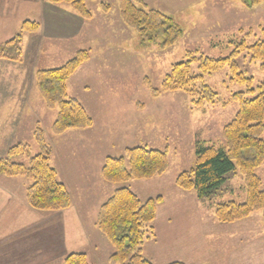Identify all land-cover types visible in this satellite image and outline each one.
Listing matches in <instances>:
<instances>
[{
  "label": "rangeland",
  "instance_id": "rangeland-1",
  "mask_svg": "<svg viewBox=\"0 0 264 264\" xmlns=\"http://www.w3.org/2000/svg\"><path fill=\"white\" fill-rule=\"evenodd\" d=\"M9 1L13 6L17 0ZM140 1L176 25L181 37L166 47L157 38L143 40L121 20L118 0H85L91 17L85 20L82 37L71 41L69 48L67 44H36L37 56L31 55L29 61L22 39L19 62L0 60V157L17 144L27 145L29 157L36 155L38 146L33 135L39 126L52 150L51 158L54 155L51 166L60 170L55 163L58 158L63 170L77 168L87 174L84 182L76 177L69 183L80 186V192L73 190L75 194L82 195V184L91 191L87 205L76 199L71 212L73 217L80 210L86 219L82 227L86 238L81 231H74L78 242L74 245L70 241L69 245L77 250L71 254H85L89 264L93 262L91 248H96L97 264H109L113 253L110 244L89 224L105 202L98 204L100 195L110 197L117 187L128 188L142 202L162 199L151 224L154 237L145 239L141 246L143 257L151 264H264L261 211L228 224L219 223L214 215L218 205L246 202L245 180L238 170L209 201H199L193 191L185 192L174 185L180 173L194 166L198 145L224 147L222 131L239 110L235 97L240 93L245 99L255 97L257 87L264 82L263 62L253 59L248 50L264 44V1L251 7L239 0ZM0 3L2 6L4 0ZM24 14L23 9L19 18L8 17L6 27H16ZM4 26L0 24V31ZM4 34L0 32V46L14 36ZM80 50L88 51L90 58L67 81V96L82 105L92 126L56 136L52 126L57 109L46 107L35 87V72L60 68ZM233 53L237 73L252 81L249 88L238 84L229 67H224L203 76L201 83L214 97L200 107L191 94L163 91L162 84L175 64L201 56L219 60ZM190 72L198 74L197 63L190 65ZM251 90L254 92L247 95ZM134 147L166 151V172L120 185L97 181V172L100 175L98 170L107 157H121L126 149ZM13 161L28 166L29 158ZM254 175L264 191V162Z\"/></svg>",
  "mask_w": 264,
  "mask_h": 264
},
{
  "label": "trees",
  "instance_id": "trees-1",
  "mask_svg": "<svg viewBox=\"0 0 264 264\" xmlns=\"http://www.w3.org/2000/svg\"><path fill=\"white\" fill-rule=\"evenodd\" d=\"M50 5H67L82 20L91 17L85 0H44ZM95 1V0H92ZM248 7L264 0H239ZM118 10L123 23L137 31L143 40L159 39L162 46H170L179 37V28L170 23L159 11L148 10L140 0H118ZM39 25L24 21L12 39L0 46V60L19 62L20 45L26 34L37 32ZM252 58L264 65V44L248 49ZM233 53L227 58L212 60L207 57L192 59L175 64L166 76L162 89L165 92L183 91L196 98L195 105L200 107L214 97L212 91L204 86V75L215 73L224 67L238 84L251 85V79L237 73L233 63ZM90 58L86 50L78 51L60 68L43 69L35 72V87L48 109H57L52 133L63 135L68 130L89 129L92 120L75 99L67 96V81L77 69ZM197 63L198 74L190 72V65ZM198 84V85H197ZM198 86V87H197ZM254 91H249L252 94ZM256 96L245 99L244 93L238 94L239 110L233 120L224 127L222 140L224 147L215 149L198 145L195 150V164L180 173L174 185L185 192L193 191L199 201H209L226 184L228 177L236 170L245 180L246 202L237 205L229 202L216 206L215 218L219 223L228 224L261 211L264 220V191L254 172L264 162V82L257 87ZM34 141L38 146L36 155L30 156L25 144H17L8 149L5 157H0V176L29 180L25 192L26 202L32 210L39 212L62 211L70 207L71 197L66 187L57 180L55 169L50 165L52 150L45 142L39 126L34 131ZM29 158L28 166L13 160ZM168 160L166 151L146 147L128 148L121 157H107L100 170L103 181L114 185L131 180H147L166 172ZM162 202L161 197L142 202L138 196L125 187H117L111 196L100 206L95 219V229L113 249L109 264H151L142 255L141 246L146 239L153 238L151 224L155 212ZM64 264H86L84 254H70ZM181 264V263H172Z\"/></svg>",
  "mask_w": 264,
  "mask_h": 264
},
{
  "label": "crops",
  "instance_id": "crops-1",
  "mask_svg": "<svg viewBox=\"0 0 264 264\" xmlns=\"http://www.w3.org/2000/svg\"><path fill=\"white\" fill-rule=\"evenodd\" d=\"M23 9L26 14L23 15L22 20L16 21V27H6L8 17L19 18ZM0 10V24L5 25L4 30L0 32L5 31L4 35H16L23 21L39 24L37 32L26 34L23 37L24 55L28 57L29 61L31 55L37 56L38 48L34 49L36 44L39 46L47 43L61 47L67 44L66 47L69 48L71 41L79 40L82 37L81 34L85 26V20L79 18L67 5H50L44 0H17L13 6L9 0H4V4L0 5ZM34 41L37 43H33ZM23 66L27 68V62H24ZM53 153H55L54 150ZM53 157L54 155H52L50 165H52ZM55 163L60 169L52 166L56 171L57 180L66 187L71 197L70 207L62 211L39 212L32 210L25 198L29 182L22 178L0 176V264H63L64 258L76 249L75 246L71 248L69 245L70 241L74 245L78 242L74 239V231H81L82 235L85 234L82 227L87 223L83 214L80 210L79 214L77 210V213L72 217L71 212L75 210L72 205L76 199L84 206L87 205L88 194L91 191H87L88 189L82 184V195H80V186L72 187L69 183H73L76 177L81 182L89 177L77 168L72 171L63 170L58 158L55 159ZM97 173V181H100L99 172ZM73 190L79 191V194L73 193ZM97 193L98 191L94 192V194ZM99 193H101V189ZM106 196L108 195L105 194V197L100 195L99 205L109 198ZM94 224L95 218H91L89 227L95 231ZM100 236L102 235L100 234ZM84 237L86 238L85 235ZM102 238L104 237L102 236ZM95 251V247L91 248L93 262L90 264H97L99 261L94 260Z\"/></svg>",
  "mask_w": 264,
  "mask_h": 264
}]
</instances>
